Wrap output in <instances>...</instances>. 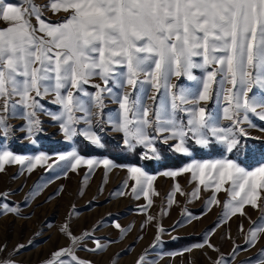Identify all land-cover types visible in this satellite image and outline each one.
Masks as SVG:
<instances>
[{
  "label": "snow or ice",
  "instance_id": "6c2138e0",
  "mask_svg": "<svg viewBox=\"0 0 264 264\" xmlns=\"http://www.w3.org/2000/svg\"><path fill=\"white\" fill-rule=\"evenodd\" d=\"M18 2L31 6L22 7L0 0V22L6 25L0 27V140L7 138L13 130L7 123L10 114L22 115L25 124L21 130L29 136L39 133L41 121L36 113L38 109L43 110L40 99L48 93L55 94L53 103L60 106L59 115H54L53 119L61 121L65 139L71 140L77 135L75 125L84 121L88 130L79 134L96 145L101 144L100 137L91 131L92 116H102L107 93L114 95L119 105L116 117L110 118V122L123 134L124 144L128 147L143 145L152 153L156 148L150 129L158 134L170 133L164 135V143L178 140L175 150L184 154L188 153L185 145L189 136L203 147L209 145L210 134L225 146V151L232 152L236 148L239 141L233 128L216 127L212 114L200 106V102L209 101L211 95L217 94L215 85H219L218 94L223 95L228 105L223 109L224 116L233 125L239 126L241 109L245 119L248 112L264 119V0H50L44 7H50L53 13L65 14L57 22H46L41 18V7L35 6L33 0ZM32 16L38 27L32 24ZM197 69L203 72L199 78L194 74ZM96 77L103 86L91 84ZM173 77L177 81L186 78L199 87L193 93L191 89L179 87L178 83H171ZM110 82L120 89L128 86L132 90L113 94L108 86ZM87 85L97 91L89 93ZM149 88L155 90L151 97H148ZM254 89L259 90V96L250 95ZM145 98L152 100L151 106L145 105ZM258 106L262 109L259 113ZM93 107L101 111L93 113ZM179 113L187 116L186 123ZM239 132L241 136L246 135L243 128ZM143 158H148L147 153ZM46 159L43 153L33 157L14 154L0 143V170L6 164L27 163L30 172L37 162ZM59 161H65V167L73 171L81 163L89 168L96 163L73 150L59 155L48 168L58 165ZM99 163L105 168L111 166L108 159ZM128 172L135 181L133 194L139 189L150 206L151 195L158 194L153 188L155 177L141 167H130ZM184 172H190L192 179L205 189L209 184L214 185L216 192L230 183L231 187L224 190L232 203L225 201L224 208L230 209L231 214L245 215V206L260 207L264 164L247 170L231 158L202 163L193 161L179 171L164 172L163 175L176 177ZM174 187L176 192L186 195L179 184ZM197 191L194 189L192 194ZM168 199L173 202L172 193ZM210 203L219 204L220 201L213 197ZM3 208L10 213L17 212L7 204ZM144 208L141 206L142 210ZM228 215L229 211H226L224 216ZM153 219L148 217L149 221ZM258 221L264 224V217ZM252 223L253 227L245 237L248 246H253L264 233V226ZM115 226L120 228L119 224ZM60 231L69 236L75 246L87 247L80 242L92 235L85 231L81 236H74L68 231L67 224ZM161 231L163 229L158 226V233ZM159 238L158 234L156 240ZM93 243L95 247L88 250L95 252L106 247L98 240ZM205 246L218 251L207 238L192 248ZM23 248L25 245H17L14 252L18 254ZM4 250L0 247V253ZM238 250L240 246L234 245L232 259ZM65 254L70 259H60L59 264H91L79 260L73 248H61L53 252L52 257ZM0 264L18 262L6 258L0 260ZM43 264L55 262L49 259ZM136 264H146L145 256L141 255ZM216 264H220L219 258Z\"/></svg>",
  "mask_w": 264,
  "mask_h": 264
},
{
  "label": "rangeland",
  "instance_id": "374dc122",
  "mask_svg": "<svg viewBox=\"0 0 264 264\" xmlns=\"http://www.w3.org/2000/svg\"><path fill=\"white\" fill-rule=\"evenodd\" d=\"M7 2L22 7L31 6L20 4L18 0ZM33 3L41 7V18L46 22L60 21L65 15L63 12L53 13L50 7H44L50 0H33ZM31 22L38 27L35 16L31 17ZM3 26L6 25L0 22V27ZM194 74L199 78L203 72L197 69ZM171 83H178L179 87L191 89L193 93L199 87L196 82L186 78L177 81L173 77ZM91 84L103 86L98 77L93 78ZM108 86L112 88L113 94L132 90L128 86L120 89L112 82ZM85 87L89 93L97 91L91 85ZM215 87L217 94L211 95L209 101L200 102V106L206 107L212 114L216 127L233 128L239 143L232 152L225 151V146L209 134L210 143L207 147L196 144L189 136L185 145L188 153H180L175 150L178 140L164 143V135L170 133L158 134L151 129L149 134L155 138V153L143 145L128 147L124 144L123 134L116 131L110 122V118L116 117L119 105L115 96L107 93L104 96L102 116H92L91 131L100 137V145L79 134L88 130L84 121L75 125L77 135L71 140L65 139L60 128L61 121L53 119L54 115L60 113V106L53 103L54 93H48L40 99L43 110L38 109L36 113L41 121L42 130L39 133L29 136L21 130L25 124L22 115L10 114L7 123L13 126V130L7 138L0 140L3 147L25 157L43 153L47 159L37 162L30 172L27 163L6 164L0 170V247L5 249L0 253V260L10 258L18 264H43L51 259L59 264L60 259L70 257L66 254L59 258L52 257V253L61 248H73L79 260L90 261L91 264H136L141 255L145 256L146 264L151 261L156 264H216L218 258L220 264H262L264 233L260 234L253 246L245 243V237L253 227L252 222L264 226L258 221V218L264 217V189L260 190L259 208L245 206V215L231 214L230 209L224 208L225 201L232 203L228 192L224 190L231 187L230 183L216 192L212 184L206 189L198 185L190 172L176 177L163 175L164 172L179 171L193 161L202 163L206 160L231 158L247 170L264 164V119L251 112L247 113L248 118L245 119V112L241 109L240 124L238 127L233 125L224 116L223 109L228 105L223 95L218 94L219 85ZM154 93L155 90L149 88L148 97ZM259 94V90L254 89L250 95ZM144 103L151 106L153 102L145 98ZM261 110L258 106L257 113ZM100 111L99 108H92L93 113ZM178 115L186 123L187 116L184 113ZM97 120H101V123L97 124ZM240 128L244 129L246 135L241 136ZM73 150L84 159L96 163L91 168L81 163L73 171L65 167V161H59L58 165L48 168V164L59 155ZM145 153L147 159L143 158ZM104 159L111 161L110 167L105 168L99 163ZM130 167H141L148 175L155 177L153 188L158 194L151 195L150 206L139 189L133 194L132 185L135 181L128 172ZM176 184L180 185L186 195L175 191ZM194 189H198L195 195L192 194ZM121 192L124 194L121 195ZM169 193H172L173 202L168 199ZM213 197L220 203H210ZM4 204L16 208L17 212H7L3 208ZM141 206H145L144 210ZM226 211H229L227 217L224 216ZM149 216L154 219L149 221ZM65 224L74 236H81L85 231L92 234L91 238L80 242L87 247L73 245L71 238L60 231ZM240 225H243L242 231ZM158 226L163 231L158 233ZM158 234L160 238L157 241ZM205 238L218 251L207 246L192 248L195 244L203 243ZM94 240L106 247L95 252L88 250L95 247ZM29 241L32 243L29 244ZM20 244L25 245V248L16 254L14 249ZM234 245H239L240 250L232 259ZM188 248L192 250L185 251ZM245 248L246 251L243 250Z\"/></svg>",
  "mask_w": 264,
  "mask_h": 264
}]
</instances>
